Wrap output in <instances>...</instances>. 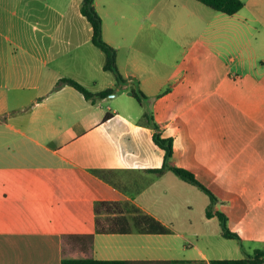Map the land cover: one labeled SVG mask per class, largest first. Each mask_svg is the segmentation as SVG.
Returning <instances> with one entry per match:
<instances>
[{"label": "crops", "instance_id": "1", "mask_svg": "<svg viewBox=\"0 0 264 264\" xmlns=\"http://www.w3.org/2000/svg\"><path fill=\"white\" fill-rule=\"evenodd\" d=\"M241 1L227 16L197 0H95L127 80L118 87L82 0H0V264H212L264 249V189L215 184L237 174L264 184L258 146L228 141L225 123L230 110L264 111V0ZM65 78L116 92L55 90ZM147 107L174 140L172 164L217 197L211 218L205 193L158 172L165 152Z\"/></svg>", "mask_w": 264, "mask_h": 264}, {"label": "trees", "instance_id": "2", "mask_svg": "<svg viewBox=\"0 0 264 264\" xmlns=\"http://www.w3.org/2000/svg\"><path fill=\"white\" fill-rule=\"evenodd\" d=\"M198 2L204 4L210 9L225 14L227 16H233L240 12L244 8V3L241 0H197ZM81 13L87 19L92 28V42L93 44L100 49L105 54V64L104 70L111 73L117 83V86H122L127 83V80L121 75L117 66V52L116 50L107 44L103 38V21L95 7V0H82ZM69 85L77 89L84 97L88 100H98L104 99L113 95L115 89H107L99 93H92L88 91L78 82L72 79H62L58 82L55 90ZM134 97L137 99L138 103L145 107V103L148 98L141 90H132ZM143 119L148 127L154 130V142L165 152L164 156V165L161 170L171 171L177 177L187 182L188 184L198 188L203 193H205L210 199V205L208 207L207 216L212 217L214 215V207L218 204L217 197L202 183H200L195 175L183 168H178L172 164L174 157V140L172 138H164L162 134L161 127L156 123L154 114L151 108H146V112L143 116ZM219 219L222 227V235L227 239L238 240L241 246L243 243L240 237L231 232L228 227V220L224 214L221 212L215 213ZM89 245H92V237H88ZM212 264H264V249L258 250L255 254L248 259L240 261H212ZM62 264H176V262H127V261H100L95 259H78V260H68L64 259Z\"/></svg>", "mask_w": 264, "mask_h": 264}, {"label": "rangeland", "instance_id": "3", "mask_svg": "<svg viewBox=\"0 0 264 264\" xmlns=\"http://www.w3.org/2000/svg\"><path fill=\"white\" fill-rule=\"evenodd\" d=\"M234 71L243 72L245 69L235 68ZM232 72V71H231ZM205 75V74H204ZM203 75V76H204ZM197 78V75H196ZM185 101H183L184 103ZM226 116V124L232 125L233 128L230 132H228V141H244L249 144V146H258L259 152L261 156H264V111L260 114L256 115L255 119H249L246 115L242 114L240 111L230 110L227 112ZM247 127V129L245 128ZM236 130V131H234ZM261 130L262 136L257 134V132ZM218 189L227 188V189H239L242 186H246L248 188H263L264 184H258L257 175L251 176L250 179L240 178L238 174L235 177H231L230 179H221L215 182ZM206 195V194H204ZM206 199H209L207 196ZM253 198V197H252Z\"/></svg>", "mask_w": 264, "mask_h": 264}, {"label": "water", "instance_id": "4", "mask_svg": "<svg viewBox=\"0 0 264 264\" xmlns=\"http://www.w3.org/2000/svg\"><path fill=\"white\" fill-rule=\"evenodd\" d=\"M111 96H114V95H111Z\"/></svg>", "mask_w": 264, "mask_h": 264}]
</instances>
